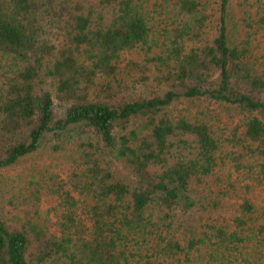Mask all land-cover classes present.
<instances>
[{
	"label": "trees",
	"instance_id": "1",
	"mask_svg": "<svg viewBox=\"0 0 264 264\" xmlns=\"http://www.w3.org/2000/svg\"><path fill=\"white\" fill-rule=\"evenodd\" d=\"M50 139L0 264H264V0H0V174Z\"/></svg>",
	"mask_w": 264,
	"mask_h": 264
},
{
	"label": "rangeland",
	"instance_id": "2",
	"mask_svg": "<svg viewBox=\"0 0 264 264\" xmlns=\"http://www.w3.org/2000/svg\"><path fill=\"white\" fill-rule=\"evenodd\" d=\"M232 1L236 3L239 0ZM200 104V102L194 105L192 104L189 105L188 108L193 112L198 111L199 109L204 108V106ZM217 111H220V109H217ZM226 122H228V120ZM227 125L228 124L224 125V129ZM53 143L54 141L50 139L47 145H45L39 153L28 157L10 171L0 174V186L2 189L4 188V191L7 194V199L4 201V205L7 208H10L8 200L15 199L20 207L25 209L23 206H21V200L18 197L20 193L25 192L24 186L33 177L42 178L43 175L49 176L53 173L66 174L67 171H69L67 169L69 161L67 152L69 153L70 149H68L67 152L63 150L61 152H57V154H54L51 148ZM234 178H236V175L232 176V179ZM254 178L257 179L255 174L252 175V178H246V181L251 185H255L252 186L251 195L258 208L262 210L264 208V184H262L258 179L254 180ZM5 185H9V187ZM242 190L245 191V189ZM239 193L241 194L242 192ZM7 216L11 217L9 213Z\"/></svg>",
	"mask_w": 264,
	"mask_h": 264
}]
</instances>
